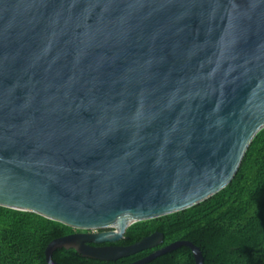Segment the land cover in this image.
<instances>
[{
	"label": "water",
	"instance_id": "obj_1",
	"mask_svg": "<svg viewBox=\"0 0 264 264\" xmlns=\"http://www.w3.org/2000/svg\"><path fill=\"white\" fill-rule=\"evenodd\" d=\"M263 129L264 0H0V207L79 231L47 264L160 246L101 244L225 189ZM180 247L204 264H133Z\"/></svg>",
	"mask_w": 264,
	"mask_h": 264
},
{
	"label": "trees",
	"instance_id": "obj_2",
	"mask_svg": "<svg viewBox=\"0 0 264 264\" xmlns=\"http://www.w3.org/2000/svg\"><path fill=\"white\" fill-rule=\"evenodd\" d=\"M79 232L31 212L0 207V264H47L46 249L59 238ZM160 232L163 244L126 258L104 262L75 249H57L59 264H133L175 242L199 248L204 264H264V129L250 144L230 184L190 209L130 226L116 244L129 246ZM146 264H196L180 247Z\"/></svg>",
	"mask_w": 264,
	"mask_h": 264
},
{
	"label": "flooded vegetation",
	"instance_id": "obj_3",
	"mask_svg": "<svg viewBox=\"0 0 264 264\" xmlns=\"http://www.w3.org/2000/svg\"><path fill=\"white\" fill-rule=\"evenodd\" d=\"M94 232H98V231H94ZM99 232H101V231H99ZM120 240H122V239H120ZM118 242V241H117ZM116 242V243H117ZM116 243H114V244H101L102 246H105V245H117ZM119 246V245H118Z\"/></svg>",
	"mask_w": 264,
	"mask_h": 264
}]
</instances>
